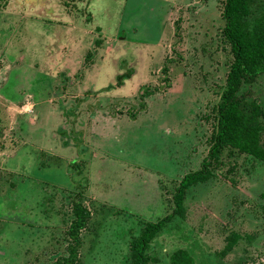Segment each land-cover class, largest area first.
<instances>
[{
  "label": "rangeland",
  "instance_id": "obj_1",
  "mask_svg": "<svg viewBox=\"0 0 264 264\" xmlns=\"http://www.w3.org/2000/svg\"><path fill=\"white\" fill-rule=\"evenodd\" d=\"M224 4L0 0V264L67 256L76 201V264H136L159 221L146 264H264V160L210 158L235 60ZM261 14L251 0L245 20ZM238 95L264 107V74Z\"/></svg>",
  "mask_w": 264,
  "mask_h": 264
},
{
  "label": "trees",
  "instance_id": "obj_2",
  "mask_svg": "<svg viewBox=\"0 0 264 264\" xmlns=\"http://www.w3.org/2000/svg\"><path fill=\"white\" fill-rule=\"evenodd\" d=\"M251 0H225L224 17L226 19L225 35L234 54L232 69L228 75V86L224 91L218 108V130L211 148L210 158L219 155L223 147L231 146L241 152L253 154L264 160V146L261 144L259 119L264 117V107L252 103H242L238 92L245 81H250L264 74V14L252 22L245 20ZM128 75H119L118 83H123ZM129 77V76H128ZM200 171L188 174L182 181V189L193 182L208 177V165ZM76 217L69 228L72 242L68 245V255L57 258L52 264H76L81 246L80 231L86 227L91 211L81 201L74 204ZM163 223H150L145 232L138 237L136 244V264H146L148 256L145 248L162 229ZM234 241V242H233ZM226 248L235 244L233 239ZM230 245V246H229Z\"/></svg>",
  "mask_w": 264,
  "mask_h": 264
},
{
  "label": "crops",
  "instance_id": "obj_3",
  "mask_svg": "<svg viewBox=\"0 0 264 264\" xmlns=\"http://www.w3.org/2000/svg\"><path fill=\"white\" fill-rule=\"evenodd\" d=\"M179 3H180V2H175V3H174V6L172 7V10H171L172 12L175 11L174 8H175L176 5L179 4ZM171 11H170V12H171ZM170 12H169V13H170ZM166 18L168 19V17H166ZM28 126H29L28 128H31V127H34L35 125H33V126L28 125ZM26 127H27V126H24V128H26ZM35 127H40V126H39V125H36ZM26 129H27V128H26ZM26 129H25V130H26ZM33 142H34V144L38 145V146L41 147V148H43V147L46 146V143L43 144V142H40V140L37 141V140L35 139V137H34ZM36 142H37V143H36ZM23 145L25 146V144H23ZM4 160H5V162H8V161H6L5 158H4ZM9 160H10V159H9ZM8 164H11L10 161L8 162ZM23 174H25V173H23ZM25 175H26V174H25ZM38 179H39V178H38ZM50 224H51V223H50Z\"/></svg>",
  "mask_w": 264,
  "mask_h": 264
}]
</instances>
